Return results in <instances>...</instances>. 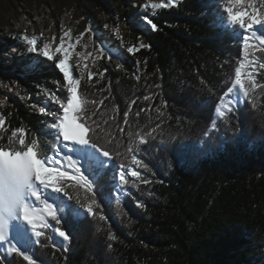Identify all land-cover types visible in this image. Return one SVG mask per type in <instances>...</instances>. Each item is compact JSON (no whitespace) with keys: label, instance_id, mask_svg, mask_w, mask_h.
<instances>
[{"label":"trees","instance_id":"trees-1","mask_svg":"<svg viewBox=\"0 0 264 264\" xmlns=\"http://www.w3.org/2000/svg\"><path fill=\"white\" fill-rule=\"evenodd\" d=\"M130 1L0 0V29L21 3H45L64 11L74 7L84 23H99L98 15L103 14L114 24L117 2L118 19L130 30L121 46L122 70L107 69L90 79L74 74L80 80L81 115L87 111L95 121L89 123L96 134L88 135L110 152L112 161L89 144L97 158L88 154L79 163L94 183V191L74 189L73 181L62 182L72 201L55 198L63 221L56 227L64 228L71 240L63 241L49 227L39 239L24 238L17 247L30 254L34 264H264V69H257V62L264 63V53L253 48L249 59L255 58L254 62L243 69L246 87L253 70L258 82L248 96L238 87L226 95L244 53L242 30L220 24L224 15L220 4L176 0L175 7L152 9L147 3L149 7L141 5L135 15L128 16ZM253 4L259 11L264 8V0ZM144 16L157 24L156 31L143 22ZM255 32L264 36V24L257 25ZM0 35V72H15L22 79L39 75L65 85L51 62L42 71L25 74L24 67L34 55L28 53L20 36ZM140 43L149 47L135 55L126 52L127 47ZM253 44H258L255 38ZM13 46L22 51L13 57L12 66L3 61L1 52ZM64 87L62 97L66 96ZM217 108H222L226 118L219 117ZM1 111L6 122L0 131V146L5 149L23 147L12 137V131L20 128L25 129L26 143L37 139L49 149L57 144L54 132L44 129L41 118L14 98ZM212 120L217 131L210 130ZM157 125L162 131L157 129L154 138L139 145V158L152 170L138 166L141 179L126 177V185L117 183V165L131 167V156L126 153L129 138L138 144ZM178 145L190 146L180 161L174 154ZM197 145L193 154L191 149ZM62 170L72 174L67 163ZM77 197L85 203L95 198L99 207L94 206L88 217ZM110 235L116 239L109 240ZM0 264L27 262L1 248Z\"/></svg>","mask_w":264,"mask_h":264},{"label":"snow or ice","instance_id":"snow-or-ice-1","mask_svg":"<svg viewBox=\"0 0 264 264\" xmlns=\"http://www.w3.org/2000/svg\"><path fill=\"white\" fill-rule=\"evenodd\" d=\"M217 4L221 5V11L225 15L228 24L232 27H238L242 30V49L244 53V59L241 61L240 65L235 68L234 73V85L227 88L226 95H230L234 87H238L239 91L243 93L245 97L248 96L249 90L257 86V80L255 79V70L253 74L248 76L247 87L245 81L242 79L243 69L246 64L251 68L254 59H249V53L253 48H258L260 53H264V36L257 35L255 31L251 32V36L258 41V44L250 43V36L247 34L253 29L254 25L264 24V8H262L259 13L252 0H215ZM169 6H177L176 0H168L167 3L161 0V3L150 4L152 9H165ZM147 8L149 5H144ZM251 9V10H249ZM143 22L150 26L152 31L157 30V24L148 17L144 16ZM83 35V33L81 34ZM118 35V33H117ZM23 41L26 42L27 51L30 53H36L35 58H30L29 64L24 67L25 74H32L38 71H42L51 62L52 66L57 69L63 75V81L66 85V96L59 97L54 93L49 97V99L59 106L62 110V116L55 119L51 123V129L54 130V136L57 140L62 138L64 142V149H67L69 145L83 146L88 144H93L96 146L97 150L101 152V155L108 161L111 162L112 158L110 152L106 148H101L96 140L92 136H89V132L95 135V129L92 128L89 121L95 123L92 117H89L87 111L84 115H81L82 102L78 99L77 88L80 85V80L73 76L71 66L68 61L70 59V54L75 47L72 41V33L66 31L59 38V45L54 49L50 43H44L42 48L39 47L38 40L36 37H29L24 35L22 37ZM79 41V37L76 38ZM148 45L140 43L139 46H129L126 52L130 55H135L140 49L148 48ZM104 49L101 50V55H103ZM40 57L43 59L41 60ZM35 59V63L31 61ZM257 69H264V63L257 62ZM107 71V70H106ZM103 75V73H101ZM92 73H89V78H91ZM140 79L139 76L136 77ZM7 86V85H5ZM264 88V85H261ZM209 91L212 89L209 87ZM19 99H25L23 96H19ZM9 96L4 95L3 99H0V105H4L9 101ZM145 100L149 99L147 96L144 97ZM66 100V102H64ZM221 105L223 107L222 101ZM84 104L87 102L84 101ZM218 113L220 118H226L225 112L222 108L214 109ZM227 111L230 113L233 109L229 106ZM39 112L42 115L51 114L53 117L56 116V112H48L46 107H40ZM87 117V119L85 118ZM128 113H125V122H127ZM5 125V117L0 115V126ZM157 129L162 131L160 125L153 127L151 132H145L139 139L138 144L135 141L128 143L126 147V153L131 156V167L125 169L123 165H117L116 177L119 184L126 185L128 180L125 178L126 174H130L132 178L141 179V172L136 169V166L141 168H146L149 171L147 163H144L140 156L139 145H144L148 142L149 137L157 132ZM211 131H217V125L215 120H212L210 125ZM19 144L23 147L20 150L5 149L0 146V247H3L5 243L9 244L10 247L7 248L9 253L19 255L23 258L27 264H34L33 258L30 254L22 252L10 239V234L5 235V221L3 219V212L6 210L9 213L15 215L13 210L18 205V218L13 219L11 222V227L15 226L18 221L23 222L31 231L33 237L39 239L45 229L52 227L54 234L63 241L69 242L71 237L62 227H56V225H63L60 213L57 210L56 204L51 201H55L56 197H66L68 201H72V197L69 195L68 190L62 183L63 181H73V188L79 189L84 188L86 191H94L93 182L90 181L88 176H86L80 166L77 159H73L72 155L66 152L62 157L58 156L57 153L63 152L64 149H60L57 144H52L51 149L39 143L37 139H32L30 143L25 142V129H18ZM207 134V133H206ZM16 132H13V136ZM154 138V137H152ZM10 143H13L10 139ZM200 145L192 147V152L195 154V150L199 148ZM190 146L189 145H178L175 148V157L177 161H180L187 154ZM55 150L49 155V151ZM67 162V168L72 170V174L68 170H61L63 168L64 162ZM106 164L102 165L103 168ZM108 165V164H107ZM145 183H150L151 181L145 180ZM34 198V199H33ZM79 202V207L87 213L88 217L93 214V207H99L96 204L95 198H91V203L80 202L79 197H77ZM117 203L120 201L117 200ZM42 205V209L34 207V205ZM138 207L144 208L143 203H138ZM48 217L51 218L54 224H50ZM101 220H104V216H100ZM109 240H114L116 237L110 235ZM55 246V245H54Z\"/></svg>","mask_w":264,"mask_h":264},{"label":"bare ground","instance_id":"bare-ground-1","mask_svg":"<svg viewBox=\"0 0 264 264\" xmlns=\"http://www.w3.org/2000/svg\"><path fill=\"white\" fill-rule=\"evenodd\" d=\"M118 2H120V1H118ZM163 2H164V0H163ZM147 3L159 4V3H161V0H132L129 2V6L126 8L128 16L135 15L134 11L136 9H138L139 6H141V5L143 6ZM117 6H119V5L117 4V2H115L114 3V8H115L114 17H116L115 20H118V21H116V23L122 24V25H124V27L129 28V26L125 22H123V20L120 21L118 19V16H119L118 15L119 14L118 8L119 7H117ZM142 8L140 7V9H142ZM52 11H53V13L55 12V10L53 8H52ZM60 14H62V13H60ZM52 17L55 18V16H52ZM134 18H130V20H135ZM98 20H99V23L90 21L88 24H85L86 26H84L83 30H86V32L88 31L90 36L94 39H96L97 37L101 38L102 40L100 42L103 43V46H106L108 44L107 48L109 47L112 51L115 50L117 52L115 54V56L118 58L119 63L116 62V64H114V65L108 64V59H107V56L105 54L103 56L104 58L101 61L98 60L99 58L97 60H95L96 59L95 58L94 60L91 61L90 65H88V63H86L82 59L80 60L78 57H76L71 52L70 59H69L68 63L71 66L73 76L75 74L77 76V78L84 79L86 77H89V73H92V76H95L96 74L98 75V73L105 71L107 69L115 70V71H120L123 69V60H122L123 51L121 49V46L124 44L119 43V41H117L118 39H115V37L111 33V30L107 29V24H110V23H109V21H107L108 18L106 15L99 14ZM73 22H74V20H73ZM38 23H39V21H35L34 18L28 17L27 20L22 21V23L19 24V26L17 28L13 27L14 29H12V30L16 33L24 32L26 30L28 32L27 36H29V37H31V36L35 37L36 36V38H38L39 47L42 48L44 43H50L52 45L53 49L59 45V38L63 35L64 32L70 31L71 33H73V32L79 33L82 31L81 30L82 25L81 24L79 25V23H76V22H74V24H70V22H67L66 24H64V23L62 24L61 20H54V23H50L48 27H44L43 25H38ZM135 23H136V21H135ZM224 26L225 27H232L228 24L226 18L224 20ZM29 30H31V32H29ZM255 30H256V27L253 28L252 30H250L247 34L251 37V32L255 31ZM76 31H79V32H76ZM240 39L241 40L243 39L242 33L240 35ZM77 45H75V46H77ZM26 47H28V46L26 45ZM20 48L21 47H19V46H13L6 51H2L1 55H2L3 61L9 65H12L13 64L12 62L14 61L13 57L18 55V54H21L20 52L22 50L20 51ZM28 53H30V52H28ZM78 53H80V52H78ZM30 54L34 55V57L37 56L36 53H30ZM40 58H42V57H40ZM26 83H28L29 88L27 87V85H25ZM2 85L3 86L8 85V90H6L4 93L0 92V99H3L5 94H7L10 99L4 105H0V115L4 116V114L1 110L10 106L12 98H14L19 103L25 105L28 108V111L30 113L36 114L41 118V124L43 125L45 130H50V131L54 132V130L51 129V123L54 122L55 119H58L60 116H62V110H60L59 106L56 105L55 103H53L49 99V97L53 93L59 97H62L60 95V93L63 90V87L65 85L62 86V84L57 79H54V78L51 79L50 81H48V80L46 81L43 77L36 75V76H30V77L22 79L17 74H15V72L13 73V72H3V71L0 72V89H1ZM17 93H19V96L25 97V99H22V100L19 99V97L17 96ZM64 102H66V100ZM40 107H46L48 109L49 113L56 112V116L53 117L51 114L42 115L39 112ZM5 122H6V118H5ZM4 126H0V131L3 129ZM13 132H16L15 136H13ZM12 137L14 139L18 140V137H19L18 130L12 131ZM57 145L60 149H64V142L62 141V138L59 142H57ZM86 149H87V147L74 146V145L70 144L67 149H64L63 152L57 153V155L62 157L64 155V153L66 152L67 154L72 155L73 159L76 158L79 161L85 156V153L88 151ZM52 151H55V150L53 149ZM51 154H52V152L50 153V155ZM116 174L117 173L115 171V174H114L115 177H116ZM126 177L132 178L130 176V174H126L125 178ZM116 181H117V183H119L118 180H116ZM38 207L40 208V206H38ZM15 212L16 213L18 212V205L15 208ZM9 220H11V219H9ZM11 222L12 221H10V222L8 221V223L5 224L4 232L6 231L5 232L6 234H8V235L11 234V236H12V234H16V232L18 231V227L21 225V221H18L15 224V226H13V227H11Z\"/></svg>","mask_w":264,"mask_h":264},{"label":"rangeland","instance_id":"rangeland-1","mask_svg":"<svg viewBox=\"0 0 264 264\" xmlns=\"http://www.w3.org/2000/svg\"><path fill=\"white\" fill-rule=\"evenodd\" d=\"M253 1H255V0H252V2ZM51 7L55 10L54 13H53ZM249 10H251V9H249ZM257 12L259 13L258 9H257ZM60 13H62V14H60ZM52 16H55V18H53ZM28 17L34 18L35 21H39L38 25H43L44 27H48L50 23H54V20H61L62 24L63 23L66 24L67 22H70V24H74V22L79 23V25L80 24L82 25L81 26L82 31L81 32L76 31L79 33H74V32L72 33V41L74 40L73 43L75 45L78 44L77 46L74 47V49L72 50V53L76 57H78L80 60L82 59L83 61L88 63V65H90L91 61L94 60L95 58H96L95 60H97L99 58L98 60L101 61L104 58L103 56L105 54H106L107 59H108V64L114 65V64H116V62H118V58L115 56V54L117 53L115 50L112 51L109 47L107 48L108 44L106 46H103V43L100 42L102 40L101 38L97 37L96 39H94L90 36L88 31L86 32V30H83L84 26H86L85 24H87V23H84L81 14L74 7L64 11V10H60L58 7H56L54 5H47L45 3H43V4L33 3L31 6H28V5L21 3V5L18 7V10L16 12H13V13H10L7 15L6 20H5V26H3L0 29V34H4V35L10 34V33L16 34V35L20 36L21 40H23L22 37L24 35H28L27 34L28 32L25 30L26 32L25 31L24 32L19 31L20 33H16L12 29H14L13 27L17 28L19 26V24H21L22 21L27 20ZM225 18H226L225 15H223L220 19V24L222 26H224ZM73 20H74V22H73ZM256 26L257 25H254L253 28H255ZM107 29L111 30V33L113 34L115 39H118L117 41H119V43H124L126 38L130 37L129 28L124 27V25H122V24H118V23L107 24ZM29 32H31V30H29ZM82 33H83V35H81ZM117 33H118V35H117ZM31 37H34V36H31ZM77 37H79V41H77V39H76ZM37 40H38V38H37ZM23 42H25V41H23ZM249 42L253 44L254 43V37L251 36ZM38 44H39V42H38ZM102 49H104L103 55H101ZM78 52H80V53H78ZM83 55L84 56L86 55L85 57L87 59ZM25 85H27V87L29 88L28 83H26ZM6 90H8V85L7 86L2 85L0 92L4 93ZM60 140H61V138L59 140H57V142H59ZM82 147H87L86 150H88V151L85 153V156H87L89 154V158H92V157H93V159L97 158V156L94 155V153L91 150V147L89 145H83ZM74 159H76V158H74ZM137 168H138V166H136V169ZM38 206H40V209H42V205H38V204L34 205V207L39 208ZM13 212L16 213L15 209L13 210ZM16 218H18V212L15 215L12 213H9L6 210L3 212V219L5 221V224L8 223V221L10 222ZM9 219H11V220H9ZM18 231H17L18 233L16 232V234H12V236L10 234V239L13 241V243L16 246H18L19 243L24 238H34L35 239V237H33V235L31 234L30 229L23 222H21V225L18 227ZM5 235H8V234L5 233ZM8 247H10V245L5 243L3 247H0V249L4 248L5 250H7Z\"/></svg>","mask_w":264,"mask_h":264},{"label":"water","instance_id":"water-1","mask_svg":"<svg viewBox=\"0 0 264 264\" xmlns=\"http://www.w3.org/2000/svg\"><path fill=\"white\" fill-rule=\"evenodd\" d=\"M236 89V87H234Z\"/></svg>","mask_w":264,"mask_h":264}]
</instances>
